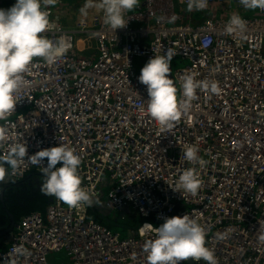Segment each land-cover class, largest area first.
I'll return each instance as SVG.
<instances>
[{
  "label": "built area",
  "instance_id": "2783aa9c",
  "mask_svg": "<svg viewBox=\"0 0 264 264\" xmlns=\"http://www.w3.org/2000/svg\"><path fill=\"white\" fill-rule=\"evenodd\" d=\"M65 1L47 9L53 27L44 35L66 36L71 47L52 65L34 58L24 73L8 144L26 143L28 156L59 144L75 149L81 186L103 199L107 213L129 210L143 222L122 237L88 218L87 206L72 209L56 199L44 212L22 217L0 264H147L143 245L155 234L141 235L140 227L186 214L204 227L218 264H264L258 240L264 232V11L246 9L240 0H208L206 9L191 12L186 0H140L126 13L127 26L114 32L97 12L76 26L63 24ZM206 11L207 18L194 20ZM233 13L247 22L243 34L224 32ZM168 49L172 61L187 62L172 68L178 89L190 72L216 81L221 92L198 89L191 109L163 131L146 111L147 87L135 61ZM190 145L204 166L183 159ZM25 160L8 181L47 166L46 158L40 166ZM193 167L203 181L197 195L174 191L183 170ZM18 246L30 255L15 253Z\"/></svg>",
  "mask_w": 264,
  "mask_h": 264
},
{
  "label": "clouds",
  "instance_id": "9594fccd",
  "mask_svg": "<svg viewBox=\"0 0 264 264\" xmlns=\"http://www.w3.org/2000/svg\"><path fill=\"white\" fill-rule=\"evenodd\" d=\"M57 3L58 0H16L11 8L0 9V122H3L0 123V183L17 174L26 156L27 163L33 166L42 165L46 158L47 166L40 167L43 174L41 193L55 197L69 208L79 209L92 207L98 201L81 186L78 169L82 157L75 149L59 144L28 156L26 143L8 144L9 117L15 113L18 94L26 83L24 73L34 58H42L52 65L64 57L71 47L70 38L66 36L62 35L54 41L44 35L53 27L51 13L47 9ZM240 4L246 9L264 11V0H240ZM186 5L189 12L200 11L207 8L208 0H186ZM139 6L140 0H85L79 11L85 17L89 15V10L102 13L103 24L116 32L127 26L129 18H125L126 13L133 12ZM171 19L174 21L175 17ZM246 28V20L239 13H233L224 32L228 35L243 34ZM174 55L168 49L164 54L150 58L138 77L139 82L147 87L149 99L146 111L163 131L172 129L182 115L191 109L198 89L216 95L221 92L216 81L196 80L190 72L182 77L178 89L174 80L169 78ZM198 153L197 146H187L183 150V159L204 166L207 162ZM58 163L62 166L56 167ZM202 184L199 173L193 167L183 170L172 188L194 197ZM149 231L154 232L155 238L146 240L143 245L147 264H180L189 259L218 264L214 251L206 246L204 227L188 214L165 218L159 227L145 223L139 229L141 235ZM258 240L264 242V232H261ZM14 252L30 255L27 249L19 246ZM12 264H15V260Z\"/></svg>",
  "mask_w": 264,
  "mask_h": 264
},
{
  "label": "trees",
  "instance_id": "16d2710c",
  "mask_svg": "<svg viewBox=\"0 0 264 264\" xmlns=\"http://www.w3.org/2000/svg\"><path fill=\"white\" fill-rule=\"evenodd\" d=\"M195 16L197 17H194V20L199 22L208 17V12H199ZM42 181V173L31 171L24 179L19 180L18 182H8L9 184L6 182L0 183L1 213L3 214L4 212V205H7L6 208L9 209L10 213L15 216V219L18 220L19 223L22 217L27 214L44 212L49 205L56 201V198L48 197L41 193L40 188ZM1 195L5 204L1 200ZM87 217L94 219L113 232L120 233L122 237L131 235V231L143 222V219L139 216L120 218L116 213L100 215L98 214V210L94 209V207H88ZM6 247L7 245L0 249L3 250Z\"/></svg>",
  "mask_w": 264,
  "mask_h": 264
},
{
  "label": "rangeland",
  "instance_id": "374dc122",
  "mask_svg": "<svg viewBox=\"0 0 264 264\" xmlns=\"http://www.w3.org/2000/svg\"><path fill=\"white\" fill-rule=\"evenodd\" d=\"M85 0H66L65 4L61 6V8H59V12H60V17H61V21L63 22V24H67V26L69 27H73L76 26L78 20L83 17V15L80 13V8L83 6ZM14 5V4H13ZM13 5H11L9 8H11ZM9 8H3L0 7V9H9ZM96 11L94 10H89V15L94 13ZM209 15V14H208ZM148 61H145L143 59H137L135 61L136 67L137 69H142V67L147 63ZM187 64L186 61H182V60H178V61H171V66L172 68H176L178 66H182ZM178 95V94H177ZM103 199L98 200V208L96 205L92 206L94 207V209L98 210V214L102 215V214H109V212L107 213V210L103 209ZM118 217L120 218H125V217H130L131 216H136L135 212L133 211H126V212H121V213H116ZM128 215V216H126ZM130 215V216H129ZM131 235L125 236V237H130Z\"/></svg>",
  "mask_w": 264,
  "mask_h": 264
},
{
  "label": "crops",
  "instance_id": "0c3cea01",
  "mask_svg": "<svg viewBox=\"0 0 264 264\" xmlns=\"http://www.w3.org/2000/svg\"><path fill=\"white\" fill-rule=\"evenodd\" d=\"M16 1L14 0H0V7H5V8H9L11 5L15 4ZM5 10V9H4ZM193 17H197V16H193ZM15 227H14V230L17 228L18 226V220L15 219ZM2 227V228H1ZM9 227H5L4 225H2L0 223V248L4 247L5 245H8L9 244V241H10V234L11 232L9 231ZM1 250V249H0Z\"/></svg>",
  "mask_w": 264,
  "mask_h": 264
},
{
  "label": "flooded vegetation",
  "instance_id": "af4514ba",
  "mask_svg": "<svg viewBox=\"0 0 264 264\" xmlns=\"http://www.w3.org/2000/svg\"><path fill=\"white\" fill-rule=\"evenodd\" d=\"M6 183H13V182H18V181H12V180H10V181H8L7 179H6V181H5ZM8 183V184H9ZM7 184V185H8ZM6 185V186H7ZM1 200H2V202L4 201L3 200V198H2V195H1ZM4 203V202H3ZM5 204V203H4ZM6 206L7 205H4V212H3V214L1 213V211H0V223L2 224V225H4L5 227H8V226H10V224H11V222H12V219L13 218H15V216L12 214V213H10V211H9V209H7L6 208ZM4 215H6V216H4ZM2 228V227H1Z\"/></svg>",
  "mask_w": 264,
  "mask_h": 264
},
{
  "label": "water",
  "instance_id": "95a60500",
  "mask_svg": "<svg viewBox=\"0 0 264 264\" xmlns=\"http://www.w3.org/2000/svg\"><path fill=\"white\" fill-rule=\"evenodd\" d=\"M170 68H171V73H170V76L169 78H172L173 79V76H172V66L170 65ZM174 80V79H173ZM175 83V82H174ZM15 218L12 219V222L10 224V227H9V231L12 232L14 231V227H15Z\"/></svg>",
  "mask_w": 264,
  "mask_h": 264
}]
</instances>
